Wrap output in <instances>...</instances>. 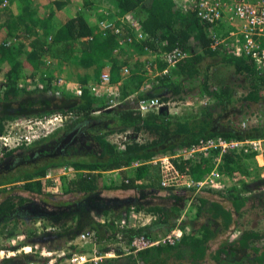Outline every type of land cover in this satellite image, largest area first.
<instances>
[{
	"label": "trees",
	"instance_id": "obj_1",
	"mask_svg": "<svg viewBox=\"0 0 264 264\" xmlns=\"http://www.w3.org/2000/svg\"><path fill=\"white\" fill-rule=\"evenodd\" d=\"M10 1L18 3V9L17 12L9 10L0 21V29L4 31L0 36V134L4 131L5 122L18 114L74 110L76 116L69 119L62 128L33 140L31 144L22 143L13 147H2L0 144V162H8L13 152L28 157L27 148L35 146L30 155L35 161L34 166L25 164L20 168L0 170V220H5L3 226L9 223L13 230L21 220L20 216L11 217L13 213L39 205L35 208L42 212L38 217L44 224H50L55 230L61 231L75 228L64 238L58 230L46 232V235H52L51 239H72L81 228V232L85 230L93 233L95 242L100 244V251L111 247L102 241L119 238L117 235L128 241L136 235L153 238L175 226L183 230L182 235L173 243L160 242L136 252L109 257L106 258L108 264H264V232L242 227L240 221V216L246 211L253 208L264 210L261 203L264 187L256 182L258 189L254 193L257 195L249 194L253 192L249 179L256 178L257 168L260 167L254 158L258 151L238 149L220 153L218 149L209 148L189 157L174 159L179 171L195 179H203L210 171L214 157L220 155V169L225 162L230 164L231 171L238 173L237 182L224 189L206 185L164 186L160 183V169H157L160 172L158 174L152 173L147 164L131 165L134 159L144 160L156 152L174 150L203 137L221 135L227 138H264V109L261 117L245 125L228 119L234 115L240 120L249 104L263 102L264 105V68L257 67L254 57L237 54L229 45L211 48L209 45L215 34L214 24L201 19L193 11L185 10L182 0H113L117 10L109 18L118 21L119 15L130 11L141 24L145 37H138L128 24H122L123 31L119 33L107 31L102 35L98 22L103 14L91 0H83L58 25H53L52 17L57 8L66 5L67 0H46L41 8L37 7L35 0ZM16 32L23 38L6 44L5 37L16 35ZM200 43L206 47L203 52L178 61L170 73H160V80L164 79L170 92L142 95L138 99L157 97L167 102L179 94L180 98H184L183 91L193 85L196 76L202 74L200 89L213 98L212 102L175 115L161 109L142 113L133 106L124 107L121 103L120 108H116L117 105L111 109L116 111L120 125L96 132L95 139L101 150L93 152V158L72 151V144L68 143V139L65 140L67 129L77 127L75 124L85 116H93L90 111L95 105L104 108L107 102L90 90L89 85L99 79L97 73L107 68L110 78L117 79L123 67L126 66L129 73L133 65L143 67L146 63L151 64L155 70L163 63L160 53L164 50L179 45L185 49L191 48L193 53ZM116 46L118 49L115 50ZM129 46L133 50L130 53L127 51ZM152 53L153 57L148 58V54ZM204 55L211 58L212 55H218V59L203 63ZM51 61L57 67L51 66ZM220 65L230 66L225 67V70L234 73L235 79H244L246 86L241 94L237 93V88H243V84L223 77L216 81L211 79L214 75L210 73L211 68ZM60 76L66 82H78L81 94L72 92L68 83L57 82ZM212 81L217 85L215 88ZM37 91L46 94L41 97L40 104L36 105L33 94ZM14 102L20 103V109L3 111ZM104 110L101 112L111 111ZM222 118L226 120L219 121ZM123 130H129L134 135L138 133L143 138L137 139L131 134L124 142V147L117 149L107 139V135ZM43 144L54 145L58 153L47 156L49 150L40 149ZM13 164L9 161V165ZM68 165L80 171L64 179L60 193L48 191L46 170ZM107 169H119V178H111L107 182L103 179ZM115 190L122 193H108H115ZM126 196H132L134 200L129 201ZM122 199L125 200L121 203ZM116 200H119L116 204L118 206L113 205ZM188 205L190 216L182 218L181 214ZM131 208L144 210L152 214V218L145 224L135 225ZM63 209H68L69 216L56 221L54 212ZM84 213L85 220H80L79 224L71 222V218L80 219ZM99 214L110 218L99 221L95 218ZM38 217H31L30 221ZM114 219H123L125 225L116 230ZM103 225L112 228L110 234H101ZM22 232L26 233L28 239L22 240L21 244L37 245L38 241L43 240L36 227L26 226ZM9 236L5 235L4 238ZM115 248L119 253L120 248ZM28 254L31 255L28 261L47 264V258L38 260L33 253Z\"/></svg>",
	"mask_w": 264,
	"mask_h": 264
},
{
	"label": "built area",
	"instance_id": "obj_2",
	"mask_svg": "<svg viewBox=\"0 0 264 264\" xmlns=\"http://www.w3.org/2000/svg\"><path fill=\"white\" fill-rule=\"evenodd\" d=\"M9 0L0 1V11L6 9L9 5ZM111 10H115L114 5H110ZM185 10L193 11L201 19L214 24L216 21L223 18L224 15L228 18L229 21L238 20V32L234 38V44H231L228 40L230 33L224 35H217L216 33L212 35L210 47L215 48L217 45L228 46L229 44L233 46V50L237 54H249L256 60L257 67L260 69L264 68V0H186L183 4ZM225 12V13H224ZM122 24H128L129 27H132L133 32L138 36L145 37L141 24L133 16L130 11H125L118 16V21L110 20L107 17L100 20V29L103 34L107 31L114 33H119L123 31ZM91 37V36H89ZM8 43V42H7ZM122 43V41H120ZM118 47H115V50ZM161 58L166 63V67L162 70L164 73H168V68L171 65L176 64L178 61L186 58L188 56V51L183 47L176 45L172 48L166 49L160 53ZM145 68L150 69L149 63L145 64ZM123 73H128V68L123 67ZM57 82L62 83L66 82L64 77H58ZM72 92L76 95H80L82 89L78 82L76 81H67ZM110 83V74L108 70L104 69L100 75L99 79L96 82L89 85L91 92L95 95H104L105 92L109 89ZM114 92L115 91H111ZM119 100L114 98L110 99L108 106H115L119 103ZM138 108L141 112H146L152 108H156L163 104V102L157 97L149 98H140L137 101ZM74 115V112L71 110L65 112H49L39 115L36 119H33V124L35 128L31 130L28 129L26 133L17 135V138L7 140L9 136L8 132L6 134H0V139L4 146L13 147L19 144H28L31 141L35 140L36 137L45 136L47 133L54 131L57 127L63 125V123L70 117ZM16 119V117H14ZM12 118V119H14ZM31 120V119H29ZM18 123V122H16ZM246 119L241 121L242 125H245ZM126 132H121L118 134L124 133L122 136L125 138ZM10 138V137H9ZM264 143V138H227L221 135L211 136L206 138H199L195 142H191L186 146H178L173 152H166L161 154L152 155L148 161L153 164H159L161 170V185H175V186H211L212 181L218 178L220 173L221 157L216 155L214 157V163L210 168V171L205 175L203 179H195L191 175L186 174L178 170L174 163V159L177 157H189L194 155L202 150L209 148L218 149L220 153L226 152L228 150H238L244 149L245 151L255 150L259 151ZM120 149L124 147V144L119 146ZM140 160L136 159L133 161V164H138ZM69 168V167H68ZM65 171V170H63ZM45 177H49L46 173ZM144 211V210H143ZM138 212H142L139 210ZM146 213V212H145ZM148 217L145 220L149 221L152 218V214L146 213ZM134 216V215H133ZM100 221H104L103 217H99ZM136 222L140 221L137 217L134 216ZM142 221L145 223L147 221ZM116 224L121 226L124 223V220L114 219ZM141 222V221H140ZM183 231L179 226H175L165 233H160L156 237L149 238L144 235H136L132 237L128 243L121 247L120 253L128 254L131 252H136L147 246L158 244L160 242H175L181 235ZM78 241L72 239L67 245V249L57 248V249H38L37 245H25L21 244L16 247H9L6 245L0 247V259L5 257L15 256L21 251L25 252H39L40 254L46 256L47 264H85L88 262L98 263L103 258L107 256L114 255L117 253L113 247L105 251H100L96 248L97 242H95V236L93 233L82 231L77 235ZM13 240L7 241L10 243ZM79 242V243H78ZM89 245V249L81 250L78 245ZM27 264H35L34 261H28Z\"/></svg>",
	"mask_w": 264,
	"mask_h": 264
},
{
	"label": "rangeland",
	"instance_id": "obj_3",
	"mask_svg": "<svg viewBox=\"0 0 264 264\" xmlns=\"http://www.w3.org/2000/svg\"><path fill=\"white\" fill-rule=\"evenodd\" d=\"M15 1H18V0H15ZM185 2H186V0H183L182 1L183 4ZM22 3L23 2H20V4H22ZM15 6L17 7L18 6V3L13 2V1L12 2L10 1L9 2V5L6 7V9H2L0 11V21H1V19H3L5 17V15L7 14V12L9 10L17 12L16 10L18 9V7L15 8ZM63 10L64 9H62V11ZM64 16H66L65 13L59 12L58 17L60 19L57 22H55L54 21L55 20L54 17H56V15H54L52 17V23H53V25H58L60 23L61 19ZM102 18H106V17H102ZM107 18L110 19V20H113V18H109V17H107ZM232 24L233 25L228 24L227 26H225L223 29H220L219 31H217V30L214 29V32L216 34L224 35V33H222L223 31H226V32H228L229 30L234 31L232 33V35H230V37H233V39H234L236 33L238 32V29H237L238 28V25L236 23H232ZM98 28H99V30L101 32V29H100V21L98 22ZM18 32L20 33V32H23V31H18ZM18 32H16L17 33L16 35H11V36L5 37L6 38L5 43L6 44H10L11 42H13V43L14 42H18L19 41V38H23V37L18 36ZM108 32H111V31H108ZM101 34L104 35L102 32H101ZM229 46H231V48H233L232 45L229 44ZM188 56H189V54H188ZM150 57L151 58L153 57V53L152 54H148V58H150ZM186 58H184V59H186ZM184 59H182V60H184ZM164 63L165 62L163 61V64ZM50 65L51 66L54 65V67H57V66H55V64H54L53 61L50 62ZM165 67H166V63H165ZM225 67H230V66L222 65L221 70L224 69ZM142 69H144V67H142ZM65 73H64V75H66ZM220 76L221 77H218V76L214 75V77L211 78V79L214 80V81H216L217 79H220V78L223 77V78H226V79L231 80V81L232 80L233 81L235 80L238 83L240 81H242L241 78L235 79V76L232 75L231 71L230 72H227L225 70L223 72H220ZM71 80H73V79H71ZM1 81H2V74L0 73V85H2V82ZM214 81H212V85H216V83ZM45 94L46 93L45 92H42V91H37L36 93L33 94V96L35 97V102H36L35 104L36 105L37 104H40V99H41V97H44ZM170 100H172V99H170ZM170 100L167 101V102H163V104L164 103L169 104L170 103ZM206 100H207V97H206ZM109 101H110V99L108 100V102ZM108 102L105 103L106 105L104 106V108H100L99 106H96L95 105V109L91 110V114L92 115H100V114H102L101 110H104V109L105 110H108V109L113 108V107H115V106L118 105L117 104L115 106L109 107L108 106ZM182 102H184L185 105ZM192 102H189V104H188V102H186V101H178V103H176L175 105H172L171 104V106L178 107V109L176 108V109H172V110L173 111H179L182 106L192 107V106L195 105ZM197 102H198V104L204 103L205 102V99L199 100ZM19 105H20V103L14 102L12 104H9V106L7 108H5L3 111H7V112H11L13 110L15 111L17 109H20L18 107ZM262 109H264L263 102L262 103H259V102L258 103H252V104H249L248 107L247 106L245 107L244 110H246L247 112L244 115H242V118L240 120H238V118H236V116H234V115L232 116V119L234 121H237L238 123H240L242 119H246V122H249L250 120L251 121H256L259 117H261L263 115L262 114ZM0 111H2V109ZM52 112H56V111H52ZM43 113H46V112H43ZM43 113L34 114V115H28L27 113L25 115L18 114L16 116V119L15 118L14 119H8L5 122V128H4V131H2L1 134H4V133L6 134V132L10 133V134H8L9 136H7V140L10 142L12 139L14 140L15 137L17 138V135L26 133L28 131V129L31 130L32 128H30V125H31V127L35 128V125L32 122L33 119H36L39 115H41ZM93 113H95V114H93ZM29 119H31V120H29ZM69 119L70 118H68L63 123V125L57 127L54 131H56L58 128H62L64 126V124ZM225 120H226V118H222L219 121L224 122ZM16 122H18V123H16ZM101 124H102L101 122H99L97 120H93V118H89V124H87V126L89 127V132L90 133H87L86 132L87 126L86 125H83V124H81V126L78 125L77 127L69 128V130L67 129V133H65L67 135L65 137V140L67 141V139H68V143L70 145L72 144V146H71L72 151L74 153L87 154L88 158H93L92 153L98 151L101 147L96 142V140L94 142L93 137H92V132L97 127H100ZM54 131H52V132H54ZM82 131H83V133H82ZM52 132L47 133L45 136L49 135ZM121 132L122 131H115V134L113 136L109 137V140L116 145L117 149H120L119 146H121L122 144H124V142L127 141L126 139H128L130 137V135L133 134L130 131L129 133L125 134V138H123L122 136L124 135V133L118 134V133H121ZM139 135L140 134L136 133L134 136L136 138H138V139H141ZM40 137H42V136L36 137L35 139H39ZM47 141H50V139H48ZM47 141H46V143H48ZM31 143H32V141L29 144H31ZM0 144H1L2 147L4 146V144L2 142V139H0ZM93 145L98 146L99 148L96 149V147H92ZM91 148H92V150H91ZM27 149H29V150H27V152L29 153V156L28 157H21V156L15 155L17 153H14L13 152L9 156L8 159L10 161V164H12V163H15V164L9 165V161L8 162H5V161L2 160V162H0V170H3L4 171V170L7 169V167H3V166H8V169H13V168H16V167H19L20 168L21 165H25V164H28L30 167L31 166H34L35 165V163H34L35 161H34L33 157L30 156V155H32V152L35 149V146H31V148H27ZM40 149L42 151L45 150V149H48L49 150V153L47 154V156H50V155H53V154H57L58 153V149L57 148H54V145H52V144H43V145H40ZM0 153H1V148H0ZM254 158H255V160L257 162V165L260 166V167L257 168L258 173L256 174L257 175L256 178H252V179L250 178L249 179V181H251L250 184H251V187H252V190H253V192H249L250 195H253V194L257 195L256 193H254L258 189L255 186L256 185V182H258L260 184V187H264V186H262V185H264V144H263L262 148L257 153H255ZM4 160H6V159H4ZM153 165L158 166L159 167L158 169H160L159 164L156 163V164H153ZM251 167L252 166H250V168ZM71 169H75V168H73L70 165H68V166H54V167L48 168L46 170V172L49 175V177H45V178L49 179V181L47 183L48 184V191H52V192H55V193H60L62 191V188H63L64 179H66V177L72 176ZM231 169H232V167L230 166L229 163L223 164L222 169H220L221 172L219 173L218 178H216V179H214V181H212L211 186L214 187L215 189H224L225 187L231 186L232 184L236 183L237 182V179H238V175H237L238 173L236 174V172L235 171H231ZM63 170H65V171H63ZM126 197H128V200L129 201L134 200V197H132V196H126ZM124 200L125 199H122L121 200V203ZM261 200H262L261 201L262 206H264V199H261ZM118 201L119 200H116L113 203V205L114 206H118V205H116L118 203ZM36 206L37 207H40L39 205H36ZM35 207L34 208H26V209H23L22 208V210H21L20 213L19 212L18 213L16 212V213H13V215H11V217L14 216V215L15 216H20L19 219H21L20 221H18V224L13 227L14 228L13 230L11 229L9 223H7L6 225L3 226V224H4L3 221H5V220H0V247H4L6 245H9V247H13L14 248V247L18 246V244L17 245H14L13 243H18V240L17 239L20 240L19 243H22V240H27L28 237H26V233H24L22 231L26 228V226H33V227H36V230L40 233V236L39 237H41L43 239L42 241H38L37 246H38V249L39 250H41V249H49L47 247L50 246V245H55L53 247H56L58 245L59 248L67 249V245L74 238L69 239V240H66V241L65 240L63 241V238L59 239L58 237H56L54 239H51L50 238V235L51 234L46 235L45 233L48 232L49 230H52L53 227L50 224H44V222L42 221V219L38 217V216H41L42 215L41 214L42 212H40L39 210H37ZM138 211L139 210H136L135 209L133 212H131V216L133 218L135 216V217H137V219H140V221H144L146 219V217H148L147 214L143 210H141L142 212H138ZM190 213H191V211H190V208H189V205H188V206H186V208L182 212L181 217L184 218V216H185L187 218V217L190 216ZM53 216L56 219V221L64 220L66 217L69 216L68 209H66V210L65 209L58 210V211L54 212ZM31 217H38L39 219H36V220H34V221L31 222L30 221V218ZM240 221H241L242 227H251V228L259 229V230H261V231L264 232V210H260V208H253L252 210H249V211L244 212L240 216ZM5 235H10L9 236L10 238L9 237L8 238H4ZM12 238H14L13 240L15 242L14 241H12V242L10 241V243H7V241L9 242V240H12ZM115 239H116V242H119L122 238L121 239H118L116 237ZM263 241H264V239H263ZM109 242L112 243L111 242V239H110ZM48 243H49V245H47ZM19 245H21V244H19ZM25 245H28V244H25ZM99 245H100L99 243H97L95 245L97 249L99 248ZM115 245H117V243H115ZM86 248L89 249L90 248L89 245H85V249H83V250H87ZM23 253H26V252L25 251H21L17 255H21ZM31 253H34V252H31ZM241 253H243V251ZM117 255H124V254H122V253H115L114 255L107 256L106 258H109V257L113 258V257H116ZM106 258H103L98 263H101V262H103V263L105 262L106 263L107 260H108ZM18 260H19L18 262L20 263V262H23L25 259L24 258H19ZM88 263H92V262H88ZM98 263H92V264H98Z\"/></svg>",
	"mask_w": 264,
	"mask_h": 264
},
{
	"label": "crops",
	"instance_id": "obj_4",
	"mask_svg": "<svg viewBox=\"0 0 264 264\" xmlns=\"http://www.w3.org/2000/svg\"><path fill=\"white\" fill-rule=\"evenodd\" d=\"M44 1H46V0H40V1L39 0H35V4L37 5V7L41 8L43 6L42 4L45 3ZM67 1L68 2H66V5L64 7H62L61 9H58V8L56 9L55 8L56 9L55 10L56 11V14H55L56 17H54V19H55L54 21L55 22H57L60 19L58 17L59 12H63L65 14H72L73 11H74V9H76V7H78L80 4H82V1L83 0H67ZM91 1H93V3L97 6V10L100 11L103 14L102 17H110V16H112L111 13L112 12H116V10H117V5H116V3L113 0H91ZM110 5H114L115 6V10H111V6ZM15 8H17V7L15 6ZM46 8H50V7H46ZM62 9H64L65 11L64 10L62 11ZM238 22L239 21L237 19L234 20V21H229L228 18L226 17V15H224L222 19H220V20H218V21H216L214 23V28H215V30L219 31L220 29H223L228 24L233 25L232 23L238 24ZM3 32L4 31L0 29V36L2 35ZM225 32L226 31H223L222 33H224V34L230 33V35H232V33L234 31L229 30L228 32H226V33ZM228 40H229V42L231 44H234L233 37H229ZM201 44L202 43H200L199 46L194 49V52L193 53H192L191 48L190 49L189 48L186 49L189 52V56L188 57H190L192 54H196V53L203 52V50L206 47H205V45H201ZM131 50L132 49L129 46V48L127 49V51H129V53H130ZM134 52H135V50H134ZM126 53H128V52H126ZM135 53H137V52H135ZM121 56H123V54ZM211 59H213V61H216L218 59V55H215V56L212 55V58H211V56L204 55L203 58H202V62L203 63H208L207 61H209ZM173 66L174 65L169 66V68H168L169 73L172 70ZM143 67L145 68V65H143ZM150 68H151L150 70L147 69V68L142 69V67H140L139 65H137V66H134L133 65V67H130V72L129 73H123L122 71H120L119 72V74H120L119 75V78H117V79L110 78V83H109V89H108V91L105 92L104 95H102V96L99 95V97L102 98L103 100L107 101V102H108L109 99H112V98H114L116 100H119L120 102L118 103V106L116 108H120L121 107L122 104H120V103H123L124 104V107L125 106H131V107L133 106V107L137 108L138 98L141 97L142 95H156V94L160 95V94H162L164 92L165 93L170 92L169 88L166 87V84L164 82V79L163 80H160V76H159L160 73H163L162 72V69L165 68V65H163V63H162V65L160 66V68H156L154 70L153 67L150 64ZM221 68H222V65H220L219 67L214 66L213 68H211L210 73L213 72L214 75H216L218 77H221L220 76V72H223L226 69V68H224V69L221 70ZM105 69L107 70V68H105ZM99 75H100V73H97L96 74L97 79H98ZM214 75H213V77H214ZM232 75L235 76L234 73H232ZM201 78H202V74L199 77L196 76V78L193 80V85L190 86V87H187L183 91L182 96H184V98H180V94H179V96L178 97H175L174 100H170V103L169 104L164 103V104H162V105H160V106H158L156 108H152V109H150L148 111H151V110L156 111L158 109L159 110L161 109V110L166 111L170 115H175V114L181 113L182 111H184L186 109H188V110L189 109H197L199 106H201L203 104L209 103L210 101L212 102L213 101V98L211 96L206 95V93L202 92L201 89H200V85H201V82H202ZM93 81H95V80H92V82ZM239 83L243 84L242 85L243 88L242 87H239L240 85L238 86L239 88H237V93L238 94H241L243 92V90L245 89V86L246 85H245L244 79H242V81H240ZM212 86H214V88H215L217 85H212ZM152 88H153V90H152ZM111 91H115V95H114V92H111ZM206 97H207V100H206ZM202 99H205V102L204 103H201V104H198L197 101L202 100ZM178 101H186V102H188V104H189V102H192L193 101L192 103L195 104V105L192 106V107L182 106L179 111H173L172 109H176V108L178 109V107L171 106V104L172 105H175L176 103H178ZM182 103L184 104V102H182ZM111 109L112 108H110L108 110H111ZM91 110H93V109H91ZM71 111L74 112V115L72 117H70V119H72V118H74L76 116V111H74V110H71ZM90 113H91V111H90ZM93 114H95V113H93ZM90 115H92V114H90ZM116 117H117L116 116V111L111 110V111H108V112L106 111L105 113H102L100 115H93L91 117L88 116L87 118L85 116L84 119L82 118V120L78 121L77 124H75V125L81 126V124H83V125H86L87 126V124H89V118H93V120H97V121L101 122L102 123L101 126L100 127H97L92 132V137H93V140L95 142V140H96L95 139L96 132L100 133L101 131H103L105 129H108V128H116V127H118L120 125V120L118 118H116ZM228 119L232 120V117H228ZM75 125H73V126H75ZM68 130H69V128H68ZM86 132L87 133H90L88 126L86 128ZM82 133H83V131H82ZM114 134H115V131L114 132H110L107 135V139L109 140V137L113 136ZM139 136H140L141 139L143 138V135H139ZM92 147H96V149L99 148L98 146H95V145H93ZM91 150H92V148H91ZM100 150H101V148L99 149V151ZM174 150L168 149V150H165V151L156 152L154 154H161V153H166V152H173ZM154 154H152V155H154ZM151 156L145 158L144 160H140V162L138 164H147L149 170L152 173L156 172V173L159 174L160 172H159V170H157L159 167L153 165V163H151V162L148 161V159ZM133 161L131 163V165L133 167H135L136 165H138V164H133ZM224 164H226V163L224 162ZM123 168H126V167H123ZM118 170L119 169H107V170H105L104 173H103L104 174L103 175V179H105L107 182H109L111 178H119L118 177L119 175H118V172H117ZM79 171L80 170L71 169L72 175L78 173ZM161 175H162V173H161ZM108 193L109 194H117V193L120 194L122 192H120L119 190H115V193H111V192H108ZM134 210H135V208H133V209L131 208V212H133ZM18 212L20 213L21 211H18ZM85 215H86V213H84L80 217V219H76V220L71 218V222L74 221L77 224H79L80 220L83 221V220L86 219V216ZM100 216L103 217L104 221L105 220H108L110 218L109 216H105V214L96 215L95 218L97 220H99V217ZM117 220H121V219H117ZM145 221H147V220H145ZM149 221H147V222H149ZM147 222H145V223H147ZM131 223H132V220H131ZM134 223H135V225H137V224L138 225L145 224V223H142V221L141 222L140 221H138V222L134 221ZM127 224L128 223L126 222V226H127ZM115 225L116 226L114 228L115 229L117 228L116 230H120L121 229V228L120 229L118 228V227H121L120 224H116L115 223ZM123 225H125V222L123 223ZM74 229L75 228L72 227V228L67 229V230H62V231H61V229H57V230L59 231V233H63V235H64L63 238H64V237H66L69 234L70 231L72 232ZM111 229H112L111 227L108 226V228H107V227H105L103 225V226H101V230H102L101 231V234L102 235L103 234L104 235L105 234H110L111 233ZM57 230H55V227H53L52 230H49L47 233H50V231H57ZM80 230H81V228H80ZM80 230L74 236V238H75L74 241H78L77 235L81 232ZM83 231H85V230H83ZM51 236L52 235H50V238H53ZM117 236H119L118 239H121L122 238L120 235H117ZM13 239L14 238H12V240ZM110 239H111V242L112 243L109 242ZM110 239H105L104 241H102V243L105 242V245L107 243V245L113 247L117 253H118V251H117V249L115 247H119L120 250H121V247L123 245H125L126 243H128V241H129V240L128 241H125V239H123V238L119 242H116V239H113V238H110ZM263 239H264V237H263ZM17 240H18V243H13L14 245L21 244V243H19L20 240L19 239H17ZM115 243H117V245H115ZM47 245H49V243ZM85 245H88V244L85 243L84 245H81V246L78 245L77 247H79L81 250H83V249H85ZM53 246H55V245H50L47 248H49V249H57V248H59V246H56V247H53ZM26 253L27 254H21V255H18L16 257L4 258L3 260L1 259L2 261L0 262V264H27L26 262L28 261L29 258H31V255L28 254L30 252H26ZM33 254L35 255V257L38 260H45L46 259V256L40 254L39 252H34ZM19 258H24L25 260L23 262H20L19 263L18 262L19 261L18 260ZM85 264H92V263H85ZM98 264H108V261L106 263L105 262L104 263L101 262V263H98ZM114 264H116V263H114ZM207 264H209V263H207Z\"/></svg>",
	"mask_w": 264,
	"mask_h": 264
},
{
	"label": "clouds",
	"instance_id": "obj_5",
	"mask_svg": "<svg viewBox=\"0 0 264 264\" xmlns=\"http://www.w3.org/2000/svg\"><path fill=\"white\" fill-rule=\"evenodd\" d=\"M10 1V0H9ZM121 104V103H120ZM138 104V103H137ZM137 109L140 111V109L138 108V106H137ZM141 112V111H140ZM142 113H144V112H142ZM125 131H129V130H123L122 132H125ZM130 132V131H129ZM129 132H126V134L127 133H129ZM127 140V139H126Z\"/></svg>",
	"mask_w": 264,
	"mask_h": 264
},
{
	"label": "flooded vegetation",
	"instance_id": "obj_6",
	"mask_svg": "<svg viewBox=\"0 0 264 264\" xmlns=\"http://www.w3.org/2000/svg\"><path fill=\"white\" fill-rule=\"evenodd\" d=\"M3 167H7V169H8V166H3Z\"/></svg>",
	"mask_w": 264,
	"mask_h": 264
},
{
	"label": "water",
	"instance_id": "obj_7",
	"mask_svg": "<svg viewBox=\"0 0 264 264\" xmlns=\"http://www.w3.org/2000/svg\"><path fill=\"white\" fill-rule=\"evenodd\" d=\"M137 106H138V104H137Z\"/></svg>",
	"mask_w": 264,
	"mask_h": 264
}]
</instances>
